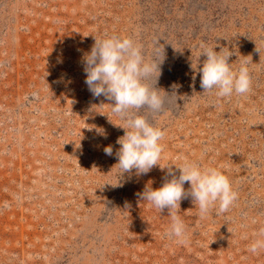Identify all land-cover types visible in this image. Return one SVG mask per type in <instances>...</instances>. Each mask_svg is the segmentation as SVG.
<instances>
[{"label": "rangeland", "instance_id": "rangeland-1", "mask_svg": "<svg viewBox=\"0 0 264 264\" xmlns=\"http://www.w3.org/2000/svg\"><path fill=\"white\" fill-rule=\"evenodd\" d=\"M106 34L163 53L156 86L177 105L155 120L161 166L220 167L238 193L205 215L183 199L182 241L166 236L168 210L138 195L167 167L115 186L123 122L89 91L82 60ZM204 42L228 47L234 68L249 61V93H203L191 65ZM262 229L264 0H0V264H264V248L249 250Z\"/></svg>", "mask_w": 264, "mask_h": 264}, {"label": "clouds", "instance_id": "clouds-1", "mask_svg": "<svg viewBox=\"0 0 264 264\" xmlns=\"http://www.w3.org/2000/svg\"><path fill=\"white\" fill-rule=\"evenodd\" d=\"M201 56L206 57L202 66L191 67L200 74V86L203 93L215 94L217 97L230 98L234 94L243 96L251 91L252 77L249 61H241L238 68L230 63L233 52L228 47L216 51L215 46L206 42L200 46ZM198 58V59H199ZM85 83L94 97L104 96L113 103L111 110L123 122L125 134L119 137L120 145L115 153L117 163L118 183L125 173L135 175L147 174L153 167L162 170L167 167L163 184L153 188L152 182L138 195L142 201H147L160 212L168 210L171 224L166 232L169 238L182 241L185 237L186 225L178 215L180 203L191 196L201 215L218 205L217 212H226L238 198L229 177L220 167L203 166L197 161L182 158L178 166L179 175L168 166H161L160 159L164 150L161 140L165 132L155 123L156 117L166 109L177 105L175 92L169 94L158 88V80L162 74L161 64L163 53L153 52L152 57L146 58L144 46L131 36L116 34L95 38L90 52L82 57ZM173 89L178 88L176 84ZM102 131V130H100ZM105 154L113 155V147L104 148ZM185 183H190V189H185ZM112 185V184H111ZM114 186V185H113ZM264 248V229L258 233L249 246V250L257 253Z\"/></svg>", "mask_w": 264, "mask_h": 264}]
</instances>
